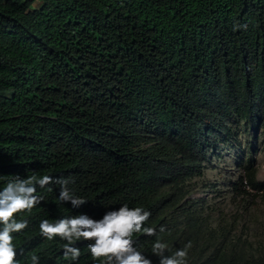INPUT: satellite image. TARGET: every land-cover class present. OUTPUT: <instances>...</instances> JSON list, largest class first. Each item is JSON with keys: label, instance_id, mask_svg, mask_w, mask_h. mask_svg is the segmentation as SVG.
<instances>
[{"label": "trees", "instance_id": "trees-1", "mask_svg": "<svg viewBox=\"0 0 264 264\" xmlns=\"http://www.w3.org/2000/svg\"><path fill=\"white\" fill-rule=\"evenodd\" d=\"M32 1L0 0V188L54 181L17 214L20 264H93L90 241L72 262L40 221L125 203L151 212L156 235L134 239L153 264L157 239L166 255L191 243L189 264H264V239L253 246L192 194L233 126L264 129V0ZM236 166L234 191L261 190L250 158ZM57 179L87 202L61 201Z\"/></svg>", "mask_w": 264, "mask_h": 264}, {"label": "clouds", "instance_id": "clouds-1", "mask_svg": "<svg viewBox=\"0 0 264 264\" xmlns=\"http://www.w3.org/2000/svg\"><path fill=\"white\" fill-rule=\"evenodd\" d=\"M240 27H245L242 25ZM53 177L35 175L27 178L19 176L8 180L0 188V264H20L17 259V244L14 233L23 232L28 227V220L17 219V214L30 212L42 200L36 195V185L41 188L53 183ZM61 185L59 199L79 208L87 201L75 196L67 187V180L57 179ZM151 212L143 206L129 207L127 203L115 209L105 211L101 217L94 218L86 213L66 216L50 221H40V234L48 241L59 237L65 241L63 255L65 259L75 262L81 252L73 246L77 241H90L88 251L93 264H153L149 255L136 245L134 234L143 233L155 236L154 227H144ZM163 225L160 232H164ZM191 243L178 248L171 255H166L167 244L160 239L152 243V254L159 257L158 264H189ZM31 264H40V257L33 254L29 257Z\"/></svg>", "mask_w": 264, "mask_h": 264}, {"label": "rangeland", "instance_id": "rangeland-1", "mask_svg": "<svg viewBox=\"0 0 264 264\" xmlns=\"http://www.w3.org/2000/svg\"><path fill=\"white\" fill-rule=\"evenodd\" d=\"M30 6L38 7L39 1H32ZM233 130V138L213 151L192 194L213 210L212 217L222 214L227 221L234 217L233 232L257 247L264 239V129L256 126L245 132L243 127L233 126ZM241 157L253 161L256 180L261 184V190L246 188L249 193H242L244 196L231 186L238 173L236 162Z\"/></svg>", "mask_w": 264, "mask_h": 264}]
</instances>
